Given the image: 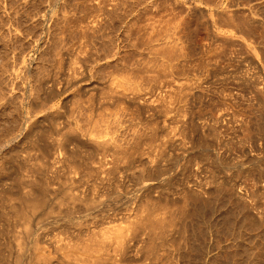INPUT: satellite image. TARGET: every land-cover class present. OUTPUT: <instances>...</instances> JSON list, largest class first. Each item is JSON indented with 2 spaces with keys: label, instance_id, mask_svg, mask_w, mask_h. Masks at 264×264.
<instances>
[{
  "label": "rangeland",
  "instance_id": "374dc122",
  "mask_svg": "<svg viewBox=\"0 0 264 264\" xmlns=\"http://www.w3.org/2000/svg\"><path fill=\"white\" fill-rule=\"evenodd\" d=\"M0 137V264H264V0H0Z\"/></svg>",
  "mask_w": 264,
  "mask_h": 264
},
{
  "label": "bare ground",
  "instance_id": "6f19581e",
  "mask_svg": "<svg viewBox=\"0 0 264 264\" xmlns=\"http://www.w3.org/2000/svg\"><path fill=\"white\" fill-rule=\"evenodd\" d=\"M73 65V64H72ZM57 84V83H56ZM55 87V86H54ZM103 94V93H102ZM23 102V101H22ZM167 108V107H166ZM164 110V109H163ZM24 128V127H23ZM6 130V129H5ZM1 138V137H0ZM214 140V139H213ZM97 141V140H96ZM98 142V141H97ZM224 142V141H223ZM138 149V148H137ZM122 158V157H121ZM56 160V159H55ZM31 181V180H30ZM30 183V182H29ZM37 185V184H36ZM40 186V185H39ZM263 188V187H262ZM40 190V197H39V200L42 202V200L45 202L46 200V196H47V187L46 186H41L39 188ZM262 196V195H261ZM261 196L259 198H261ZM26 198V197H25ZM39 203V202H38ZM252 206V205H251ZM259 207V206H258ZM261 207V206H260ZM256 208V207H255ZM262 208V207H261ZM20 212V211H19ZM22 212V211H21ZM25 212V211H24ZM26 213V212H25ZM258 214V213H257ZM260 214V213H259ZM262 216V214H261ZM260 217V216H259ZM147 219V218H146ZM149 219V218H148ZM164 220V219H163ZM259 222V221H258ZM262 222V221H261ZM256 224V223H255ZM162 225V224H161ZM107 245V244H106ZM100 251V250H99ZM90 257V256H89ZM92 258V257H91ZM261 258V257H260ZM93 260V259H92ZM97 260H98V257H97ZM101 260V258H100ZM90 261V260H89ZM242 262V261H241ZM254 264V263H253Z\"/></svg>",
  "mask_w": 264,
  "mask_h": 264
}]
</instances>
